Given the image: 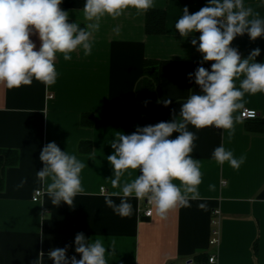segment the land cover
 Segmentation results:
<instances>
[{"label":"crops","instance_id":"1","mask_svg":"<svg viewBox=\"0 0 264 264\" xmlns=\"http://www.w3.org/2000/svg\"><path fill=\"white\" fill-rule=\"evenodd\" d=\"M154 3L152 9L167 14L163 35H147L146 12L138 15L128 9L118 19H102L99 31L92 35L91 55L77 50L71 61L58 55V77L51 87L35 80L18 89L0 84V149L17 150L19 164L5 169L0 191V264H37L41 251L43 264H54L47 253L66 245L67 255L79 259L74 238L81 232L86 238H101L109 251L115 242L114 254H105L108 264H209L212 256L215 264H264V135L248 132L240 117L241 110L248 108L264 118V93L245 95L244 107L234 114L239 120L231 138L223 129L198 130L189 125L198 137L191 155L200 161L202 173V199L191 201V207L177 206L161 217L147 198L132 197V215L122 217L105 204L106 196L120 191L111 186L113 169L107 156L114 152L112 140L120 132L132 134L137 126L169 122L173 111L179 118L182 104L200 91L188 74L199 66L211 68V62L201 65L198 44H191L193 37L184 39L175 29L184 7L195 13L208 0ZM244 3L264 19V0ZM83 6V0H64L61 8L69 11L71 22L84 26ZM199 35L195 33V38ZM31 39L39 50L38 35ZM232 46L242 58L258 47L261 54L256 61L264 62V37L252 41L247 34L237 36ZM146 59L156 60L159 67L156 100L147 104L142 99ZM166 99L172 101L168 106ZM83 114L93 116L90 127L81 124ZM50 142L85 163L80 174L84 191L72 207L63 202L53 206L46 186L37 180L36 172L44 167L40 152ZM81 142L92 144V151L80 152ZM221 145L236 158L245 157L238 170L213 159L214 149ZM138 175L139 170L130 169L121 183ZM22 180L23 187H17ZM36 191L42 195L35 202ZM111 198L119 204V197ZM200 203L206 209H200ZM147 208L151 216L144 215ZM214 232L218 243L211 245Z\"/></svg>","mask_w":264,"mask_h":264},{"label":"clouds","instance_id":"2","mask_svg":"<svg viewBox=\"0 0 264 264\" xmlns=\"http://www.w3.org/2000/svg\"><path fill=\"white\" fill-rule=\"evenodd\" d=\"M64 0H0V84L8 89L30 86L33 80L51 87L57 81L56 61L62 55L64 61L72 60V53L82 50L84 56L92 53V35L99 31L104 17L113 20L128 9L138 15L155 7L154 0H85L84 26L71 22L69 11L61 8ZM175 29L184 39L192 36V46L202 55L201 65L211 62L210 70L199 66L188 79L199 86L200 91L191 94L179 110V118L173 111L169 122H159L144 127L137 126L132 134L120 132L110 143L113 154L107 160L113 169L111 186L120 191L105 197V204L122 217L132 215L129 198H147L161 217L177 206L191 207V201L202 199L199 185L202 183L200 161L191 155L196 129L215 127L234 133L239 118L234 116L244 107L246 94L264 93V62H257L261 49L255 48L242 58L232 42L237 36L247 34L255 41L264 37V19L244 0H208L206 6L195 13L187 7L175 23ZM195 33H200L198 39ZM38 35L39 50L31 37ZM237 81L239 85L237 86ZM170 99L164 105L171 104ZM147 104V101L145 102ZM173 133H179L174 139ZM218 164L225 162L233 169L244 163L242 155L236 158L223 145L213 151ZM44 167L36 172L37 180L46 186V193L53 206L61 202L74 206L77 195L82 194L80 174L85 163L77 155L62 151L55 142L46 144L39 156ZM19 167V164L16 165ZM139 170L135 179L121 183L128 170ZM179 181V185L174 183ZM21 181L17 187H23ZM214 185H209L214 189ZM119 197V204L111 198ZM198 207L206 209L205 203ZM69 245L51 249L47 256L54 264H108L106 252L114 254L101 238H86L77 233L74 252L69 257ZM44 252L37 257L43 264Z\"/></svg>","mask_w":264,"mask_h":264},{"label":"trees","instance_id":"3","mask_svg":"<svg viewBox=\"0 0 264 264\" xmlns=\"http://www.w3.org/2000/svg\"><path fill=\"white\" fill-rule=\"evenodd\" d=\"M85 3V0H83ZM166 11L163 9H149L145 15V33L147 35H163L166 31ZM158 62L146 59L143 63L142 99L144 102L156 100V86L158 81ZM246 130L251 133L264 135V118L245 119ZM93 123L91 114H83L81 124L90 127ZM80 152L90 153L92 144L81 142L78 146ZM18 152L13 149H0V191L4 187L5 169L17 164Z\"/></svg>","mask_w":264,"mask_h":264},{"label":"built area","instance_id":"4","mask_svg":"<svg viewBox=\"0 0 264 264\" xmlns=\"http://www.w3.org/2000/svg\"><path fill=\"white\" fill-rule=\"evenodd\" d=\"M258 116V113L255 111V110H251V109H248V108H243L240 112V117L245 120V119H253V118H257ZM42 195V192L41 191H36L35 192V195L33 197V200L36 202L39 200L40 196ZM144 215L145 216H151L152 214V210L147 208L143 211ZM218 243V239H217V232H214V236L212 237L211 241H210V244L211 245H216ZM209 264H215L216 263V258L215 256H212L209 258ZM188 264H193L192 261L188 262Z\"/></svg>","mask_w":264,"mask_h":264}]
</instances>
